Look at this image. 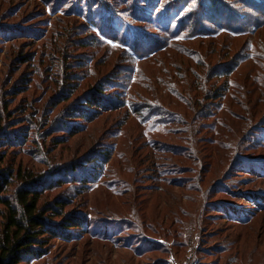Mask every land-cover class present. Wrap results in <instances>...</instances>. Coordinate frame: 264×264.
<instances>
[{
  "label": "rangeland",
  "instance_id": "374dc122",
  "mask_svg": "<svg viewBox=\"0 0 264 264\" xmlns=\"http://www.w3.org/2000/svg\"><path fill=\"white\" fill-rule=\"evenodd\" d=\"M113 1L0 0V127L15 136L0 156L42 177V203L88 219L30 264H264V24L163 50L193 0ZM94 85L116 109L67 117ZM100 154L109 162L82 187L86 170L70 168Z\"/></svg>",
  "mask_w": 264,
  "mask_h": 264
},
{
  "label": "trees",
  "instance_id": "16d2710c",
  "mask_svg": "<svg viewBox=\"0 0 264 264\" xmlns=\"http://www.w3.org/2000/svg\"><path fill=\"white\" fill-rule=\"evenodd\" d=\"M120 1V5H123L124 8H131V3H133L131 0ZM235 1L251 11V14L244 16L241 20L234 13L235 10L223 6L221 0H193L198 9H193L194 7L191 9L192 4L187 6L190 12L180 18L176 28L171 30L168 27L164 30L167 41L164 40L159 47L165 50L173 45L172 41L204 40L220 34L236 39L249 35L251 30H257L264 24L263 0L257 2L254 0ZM113 2L117 3L119 0ZM132 13L131 9L130 14ZM133 17H137V14L135 13ZM252 25L254 26L250 29L249 26ZM215 26L218 27L217 32H215ZM161 48L159 51L162 50ZM241 53L238 51L236 57L242 56ZM189 57L195 59L196 54L189 53ZM236 61L227 62L220 67L216 66L214 77L227 79L236 68ZM228 63L229 65L226 66ZM93 87V90L88 91L77 100L78 106L73 108L67 117L91 122L99 115L98 113L116 109L118 102L115 94H107L103 87L96 85ZM203 89H205L203 97L211 99L213 87L207 91L203 85ZM225 89L226 87L217 90L221 95ZM154 111L156 114L153 115L156 117H164L168 120L173 118V115L163 106L157 105V109ZM69 131L74 132V130ZM13 134L14 132L8 126L0 127V149L9 146L11 137H15ZM109 159L110 156L106 154L91 158L85 156L82 161L87 162L86 166L89 169L85 168L84 163H80L79 166L70 168L71 172L69 173L74 174L79 169L86 170L81 183L82 187H87L92 185L93 179H97V175L100 176L103 166L109 162ZM5 161V156H0V264H30L44 255L50 240H71L85 231L88 219L84 213L80 211L65 213V208L69 204L67 200L63 199L53 200L51 204L49 202L42 203V194L45 192V181L42 177L39 174L20 169L14 170L12 166L5 164L7 163ZM256 169L260 170L261 168ZM256 169L254 173H257ZM96 171L99 174H96ZM11 189H14L13 192H10Z\"/></svg>",
  "mask_w": 264,
  "mask_h": 264
}]
</instances>
